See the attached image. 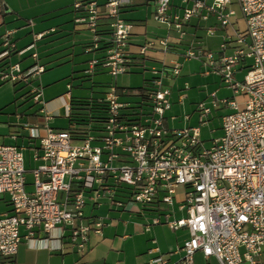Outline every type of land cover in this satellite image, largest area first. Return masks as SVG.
Segmentation results:
<instances>
[{"label":"built area","instance_id":"2783aa9c","mask_svg":"<svg viewBox=\"0 0 264 264\" xmlns=\"http://www.w3.org/2000/svg\"><path fill=\"white\" fill-rule=\"evenodd\" d=\"M131 0H73L78 15L76 24L91 34L85 51H96L106 40L102 57H93L84 69L87 75L100 65L112 75L124 73L132 61L129 35L132 24L121 15ZM153 19L184 37L183 25L192 18L207 20L213 15L226 27L234 10L231 0H181L180 12H170V0H148ZM246 28L228 34L214 53L190 45L184 50L187 59L201 60L207 72H217L232 90L230 97L218 98L211 92L209 104H196L200 125L212 108L227 107L220 117L221 135L209 147L200 138V126L169 128L165 113L170 108V88L165 76H178L180 63L171 60L162 69L151 67L152 77L144 90L145 110L126 120L122 115L128 104L120 100L121 91L109 84L103 100L107 115L100 131L89 128L54 130L46 121L51 117L44 106L42 90L31 86L29 94L41 105L43 132L36 125L24 123L27 136L39 141L33 159L32 189L26 190L23 147L0 140V195L6 193L10 212L0 213V264H11L21 239L32 247L56 250L66 238L71 248L83 251L90 233L101 235L103 220L85 216L87 200L99 205L101 195L108 194L110 204L123 209L142 206L171 207L176 189H184L177 208L185 215L166 221L171 230L187 228L189 237L177 249L182 255L167 261L155 255L149 262L193 264V255L215 257L219 264H264V0H236ZM101 20L109 26V36L98 32ZM32 24V20H28ZM212 28H207L211 34ZM44 31L33 33L32 41L17 49L12 30L0 35V61L12 52L32 49ZM164 52L169 50L167 37L157 39ZM156 41L149 40L138 49L144 56ZM230 48V52L226 49ZM32 64L22 68L18 62H5L0 80L30 82L44 70L36 50L30 52ZM238 69H245L241 80ZM68 87L70 85L68 84ZM244 94L242 107L234 99ZM185 95L180 93L178 100ZM69 109V106L66 107ZM184 118H188L185 115ZM122 185L123 198L116 193ZM168 215V214H167ZM151 223H159L153 217ZM24 233H20V229ZM154 242V241H153Z\"/></svg>","mask_w":264,"mask_h":264},{"label":"crops","instance_id":"0c3cea01","mask_svg":"<svg viewBox=\"0 0 264 264\" xmlns=\"http://www.w3.org/2000/svg\"><path fill=\"white\" fill-rule=\"evenodd\" d=\"M17 1L18 3L14 2V0H0V35L5 29L12 28V37L16 48L22 49L30 43L26 42L25 35L32 32L37 33L44 31V34L37 41V43L41 42L42 44H45L44 48L39 49L37 52L38 62L44 67V70L39 75L38 82L42 84L44 83V86H48L65 79L64 88L66 89L68 84L70 85L67 91L64 90L63 86L58 89L47 88L42 90V96L44 97L43 100L46 102L44 108L51 115L46 123L54 130L67 129L69 127L67 118L69 109L66 107L70 106V99L71 97H74L71 91V79L75 77L74 72L78 71V69L84 70L88 65L86 64L87 61L93 57H102L104 51H85V46L91 41V34L83 25L76 24L74 22V18L78 14L73 8V0H27V9L25 10H23V4L21 0ZM206 1L210 2L211 0ZM233 2L234 1L231 0L229 7L232 8ZM181 6V0H170L169 11L180 12ZM152 11L153 6L148 0H131L129 4L125 5L121 9L122 17L132 24L128 45V52L132 59L130 66H139L146 61H151L155 57L153 52L161 51L160 46L157 43V39L161 38L159 35L163 30V28L159 26L164 25L156 22L153 19ZM29 19H33L32 24L28 23ZM8 23H15L14 27L10 28ZM23 27L27 28L25 29ZM218 27L222 26L217 23L213 15H209L207 20H200L198 18L190 19L189 22L183 25V30L185 28L189 32H192L194 34V36H192L194 37L193 42L198 43L199 40L197 38V31L199 29H206L207 33V28H212L214 30ZM98 30L103 38L109 36V26L105 20H101ZM166 37L169 41L170 47L169 50L163 53L165 59L164 61H166V57L169 54L172 56H174L173 54L177 53L182 55L186 47L188 48L190 46V44L186 45L180 43L182 38H178L177 33L174 30L166 31ZM149 40L156 41L155 46L149 48L152 51L148 53V49L144 56H139V47ZM195 43H193V46ZM27 52L28 50H25L21 53L16 51L12 52L8 57L4 58L3 61H0V68H2L5 62L8 61L18 62L22 68H28L32 64V59L30 54L27 56ZM226 52H230V48H227ZM171 60L177 61L174 58ZM179 63L181 72L183 64L181 62ZM60 66L65 67H63L64 69L57 75H52V73L44 75L45 71ZM240 70L242 69H238V71L235 73V76ZM103 71L108 72L106 68L97 65L95 66L92 74ZM35 80L36 79H33L30 82H13V85H15L14 91L16 92L18 90V86H25L27 90L25 92L26 98L24 101H27V99L31 97L29 94L31 86L36 85ZM149 80L150 79L147 78L144 79L142 86L139 88H147L149 86ZM3 82L4 81L0 80V84ZM108 85L109 83L105 85L104 93ZM137 88V95H141L140 100L134 103H131L128 100H120L126 102L128 105L139 104L142 100H144V98L142 94H140V91L142 90H137ZM171 92L172 90L170 88V96ZM15 99L16 98H13L12 101H15ZM5 101L6 100L0 101V140L8 144L22 146L25 169V151H28V154L30 153L28 161L34 164L32 167L34 168L37 163H39L38 160L33 159L34 151L37 150V152H40L39 141L37 139H30L27 136L23 125L24 123L36 125L40 127L41 131L43 132V125L45 124V121L42 113L40 112L41 105L39 104V106L32 111L29 109L31 105L25 106L24 108H20L18 110L17 107H19L21 103H16L14 105V110L9 112L7 111L6 106L12 101L3 104ZM11 115H15L14 120L10 119L9 116ZM186 115H188V118L184 119L189 120L191 114ZM171 118L174 119V117ZM20 119H23L24 121H17ZM165 123L169 128H171L167 117L165 119ZM188 126L192 125L182 127ZM202 141L203 145L205 146L204 140ZM26 182L25 188L29 191L32 189V184L31 182L27 181V179ZM181 189L182 187L177 188V190ZM8 200L9 197L6 193L0 195V201L4 203L0 213L11 211V206ZM177 204L178 202L173 203L171 206V213H168L166 209H161V206H147L148 208H151L149 210H153L152 212L157 213V215L152 214V217L148 218V221L150 220L151 222L153 217H158L159 223L147 224V236L145 235V242L139 248H134L132 241H130V237H128L126 234H123L121 237H116V234L109 236V233L105 232L104 227L107 225L104 223L102 226L101 235L91 232L87 246L81 252L73 250L66 238L61 241L60 248L56 250L41 248L39 246L32 247L26 240L22 238L18 244L17 251L12 259L11 264H160L157 262H149L150 258L154 257L155 255H161L167 261H176L182 255V252L178 251L177 249L189 237L187 228L180 227L176 230H171L166 224V221L169 219L179 218L185 215L183 210H179L177 208ZM100 207L106 208L107 212L113 208L112 205H109V203L107 204L106 202L99 203V205H94L92 201L87 200L83 207V213L85 216H97L94 211ZM134 209H137V206L133 209L127 208L125 210H132L139 214V212L137 210L135 211ZM162 210L163 212H167L164 214L160 213ZM178 213L181 215L177 216ZM20 233H24L23 228L20 229ZM199 257L207 260L212 256L205 258L202 253L198 251L193 255V264L195 263V258L198 259ZM212 258L216 259L215 257Z\"/></svg>","mask_w":264,"mask_h":264},{"label":"rangeland","instance_id":"374dc122","mask_svg":"<svg viewBox=\"0 0 264 264\" xmlns=\"http://www.w3.org/2000/svg\"><path fill=\"white\" fill-rule=\"evenodd\" d=\"M100 2L103 0H99ZM232 3V8L234 9V14L230 18V24L226 27H218L214 29L212 34H207L206 29H199L197 31V38L199 40L198 43L193 42L194 34L189 32L184 28V37L181 39L182 44L198 46L204 50H210L216 53L219 50L220 44L224 41V37L228 34H234L235 29L242 32L245 30V20L242 15L241 9L235 0ZM14 2L18 3L17 0ZM23 4V10L26 8L27 0H21ZM33 22V19H32ZM15 23H8V26L14 27ZM2 27V26H1ZM162 27L163 30L160 33V37H166L167 29L165 26ZM27 28V27H23ZM12 29V28H11ZM2 30V28H1ZM33 33H28L26 36V42H31L33 38ZM24 36V37H25ZM38 39L35 41V46L32 49H29L27 52V56H29L30 52L44 48L45 44L41 42L37 43ZM53 43V42H52ZM51 43V44H52ZM55 43V42H54ZM187 48V47H186ZM159 52L154 51V59L151 61H146L139 66H129L127 71L124 73L117 74L116 76H112L106 71L96 72L94 74L86 75L84 70L78 69V71L74 72L75 77L71 79L72 87L71 91L74 97L77 98H96L104 95L105 85L115 84L118 89L121 91L120 99L128 100L129 102H136L141 99V95H137L136 88L142 86L144 79H150L152 77V73L150 68L153 66L157 69H162L163 65L169 66L171 59H176L178 62L183 64L181 68V72L178 76H165L163 79V83L168 88H171V108L167 110L166 117L168 119L169 125L171 128H178L182 126L192 125V126H200V138L204 140L205 147H209L212 144V140L218 137L221 133L220 129V117L222 114L229 111L227 107H218L212 108L211 113L206 117L207 122L200 125L199 122V114L196 109V104L198 102H205L209 104L210 98L207 97L211 92H216L218 98L221 97H230L232 95V90L227 88L223 83L221 76L214 71L206 73V65L201 62V60L196 59H187L182 54H173L168 55L166 57V61H164L163 49L160 47ZM152 50H148L150 53ZM176 55V56H175ZM178 55V56H177ZM171 58V59H170ZM88 64V61L86 62ZM88 66V65H87ZM65 66H60L56 68H52L44 72V75L48 73H52V75H57L60 73ZM87 68V67H86ZM77 69V68H76ZM245 73V69L240 70L235 76L236 79L241 80ZM36 85L43 89H58L61 86L64 88L65 79L60 80L54 84H50L48 86H44V83L38 82V78L35 80ZM15 85H13V81L6 80L2 84H0V101L6 100L3 104L9 103L16 98L15 101L9 103L7 107V111H13L14 105L16 103H21L19 105L18 110L20 108H24L25 106L31 105L29 108L31 111L36 109L39 106L32 97L28 98L27 101H24L26 87L18 86V90L15 92ZM69 87L64 90H68ZM184 94L182 101H178V94ZM42 98H44L42 96ZM239 107H242L243 101L245 100L244 94H238L234 98ZM24 102V103H23ZM186 114H191L189 120H185L184 117ZM11 120L15 119V115L9 116ZM171 117H174L172 119ZM23 122V119L17 120ZM64 122V121H63ZM30 157V153L25 151V164H26V179L29 182H32V167L34 164L28 161ZM184 197V189L181 190L176 189V198L174 202L182 201ZM99 203H109L110 199L109 195H101L98 200ZM4 203L0 201V210H2ZM112 210L107 212L106 208L100 207L95 209L94 213L99 217H104L102 220L107 225L105 228V232L109 233V236L116 234V237H121L123 234H126L130 237V241H132L134 248H139L145 242V237L147 236V224L151 223L148 218L152 217V214H156V212H152L153 210H149L147 206L138 205L137 210L139 214L134 211H127L122 207H116L112 205ZM161 209H166L168 213H171L172 207H167L162 204ZM160 211V213H165ZM155 215V216H156ZM181 214H177L180 216ZM107 229V230H106ZM146 235V236H145ZM194 264H219V262L214 258H208L204 260L203 258H195Z\"/></svg>","mask_w":264,"mask_h":264},{"label":"trees","instance_id":"16d2710c","mask_svg":"<svg viewBox=\"0 0 264 264\" xmlns=\"http://www.w3.org/2000/svg\"><path fill=\"white\" fill-rule=\"evenodd\" d=\"M100 42L101 45L96 50H103L107 44L105 39H102ZM145 89V87L137 88V90H142L140 91V94H142L143 98ZM147 104L148 103L145 102V100H142L139 104L128 105L124 107L122 112L124 119L137 120L138 117H135V115L141 113V110H145ZM106 115L107 105L103 100V96L96 98L71 97L67 116L69 127L67 129L71 132L72 130L82 128H89L92 132L100 131L103 127ZM122 188H124L122 185L117 187L118 192L116 195L118 197H123V195L120 193L123 191Z\"/></svg>","mask_w":264,"mask_h":264}]
</instances>
